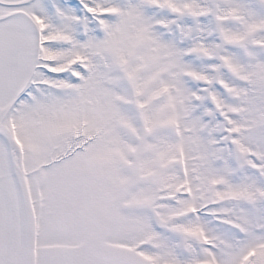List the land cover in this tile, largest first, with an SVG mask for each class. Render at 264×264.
<instances>
[{"label": "snow or ice", "instance_id": "6c2138e0", "mask_svg": "<svg viewBox=\"0 0 264 264\" xmlns=\"http://www.w3.org/2000/svg\"><path fill=\"white\" fill-rule=\"evenodd\" d=\"M0 264H264V0H0Z\"/></svg>", "mask_w": 264, "mask_h": 264}]
</instances>
